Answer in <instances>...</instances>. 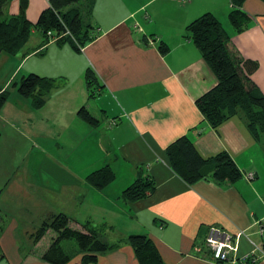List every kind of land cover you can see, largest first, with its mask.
<instances>
[{
	"label": "crops",
	"instance_id": "1",
	"mask_svg": "<svg viewBox=\"0 0 264 264\" xmlns=\"http://www.w3.org/2000/svg\"><path fill=\"white\" fill-rule=\"evenodd\" d=\"M48 6L49 0H29L28 19L36 22ZM230 9V0H95L91 22L98 34L80 50L55 40L40 48L42 38L35 31L25 47L29 54L0 55V70L7 69L0 89L9 91L0 110V143L13 139L20 150L35 148L55 164L54 172L37 174L36 199L28 194L34 191L30 186L21 188L22 173L0 187V194L14 187L20 191L12 193L10 207L0 199V264H51L42 259L45 250H36L46 234L28 248L19 235L33 209L40 224L65 213L74 228L83 229L87 221L112 226L104 235L109 243L146 234L165 264H216L205 245L211 226L233 235L244 232L239 257L252 253L255 245L264 247V147L239 117L214 128L196 106L217 78L186 27L207 12L229 33V49L258 63L249 78L264 93V1L244 2L250 22L242 32L230 23ZM18 12L19 0H10L5 13ZM161 43L167 52H161ZM88 68L101 86L93 98L85 80ZM29 73L60 82L41 108L16 88L15 94L9 90ZM84 105L98 124L79 117ZM184 135L205 158L228 152L243 177L235 183L200 179L188 184L166 153ZM105 166L115 179L98 189L87 177ZM249 171L255 172L253 180L245 175ZM140 175L152 178L156 189L143 199L124 201L122 191ZM258 255L254 264H264V256ZM81 256L68 264H78ZM92 264L139 263L131 245L123 242Z\"/></svg>",
	"mask_w": 264,
	"mask_h": 264
},
{
	"label": "trees",
	"instance_id": "2",
	"mask_svg": "<svg viewBox=\"0 0 264 264\" xmlns=\"http://www.w3.org/2000/svg\"><path fill=\"white\" fill-rule=\"evenodd\" d=\"M9 1L0 0V55L29 54L30 50H25V47L35 31L42 38L40 48L55 40L59 46L68 43L77 50L98 34L91 22L95 0H49V6L40 13L36 22H31L27 17L29 0H19V12L13 15L5 13ZM230 1L229 21L235 31L242 32L250 22V16L243 9L246 0ZM186 33L217 78V84L196 100V106L204 119L216 128L237 116L245 123L253 138L264 147V93L249 78L258 68V63L244 59L229 49V33L210 12L189 23ZM168 49L165 43H161L162 53ZM85 80L89 98L95 97L101 86L91 68L86 70ZM59 83L58 78L29 73L12 85L17 87L20 96L30 99L34 108H41L49 95L59 87ZM8 98L9 91L0 89V110ZM78 115L92 125L98 124V120L85 105L78 110ZM166 153L173 170L188 184L200 179L235 183L243 177V172L228 152L222 151L205 158L187 135L171 143ZM87 179L91 185L102 189L113 182L115 173L110 166H105L92 172ZM155 189L156 184L152 178L140 175L122 191L121 197L124 201H137L147 197ZM70 220L65 213L53 214L31 234L33 243L36 244L47 231L53 230L56 233L42 253V259L46 262L68 264L75 257L68 253L62 242L74 240L78 246L77 255H82L78 264L95 263L102 253L119 247L123 242L131 245L139 264H165L157 245L146 234H130L125 239L109 243L104 235L112 226H94L87 221L83 224V229H78L70 226ZM3 257L0 247V260ZM239 264L254 263L248 260Z\"/></svg>",
	"mask_w": 264,
	"mask_h": 264
},
{
	"label": "rangeland",
	"instance_id": "3",
	"mask_svg": "<svg viewBox=\"0 0 264 264\" xmlns=\"http://www.w3.org/2000/svg\"><path fill=\"white\" fill-rule=\"evenodd\" d=\"M6 73L7 69L0 70V85L2 84V82H4ZM14 88L17 89V87L11 85L9 87L10 92L15 90ZM15 92L17 91L15 90ZM15 92L12 93L15 94ZM4 141L5 140L1 141L0 143V154L2 156L6 154V157H2L3 159L0 160V187L2 188L3 183L8 181L10 179V176H12L13 174L16 175L18 173H22V176L25 177V181L23 179H20L21 188H24L26 185L30 186L34 191H31L28 194L32 198L36 199L35 185L37 181V174H39L40 172H54L52 168L54 169L55 164L50 162L53 158H51L49 161L46 159L47 157H41V155L43 154L38 152L35 148L32 149L30 147H26V150H20L19 145L17 147L14 146L15 142L13 139H6V144H4ZM57 151L63 152L64 150L62 148H58ZM16 191L20 192L19 190L15 189V187L12 188V191L10 193L9 191H7L6 194H4L3 190V193L0 194V199L3 198L4 201H7L8 206L10 207L11 203L14 202V198L11 197V195L12 193L18 194ZM33 205H35V203H33ZM38 208L42 209V207L39 205ZM32 211H34V209ZM32 211L29 212L27 217V220L29 219L28 224L22 226L21 231L19 232L22 243L27 248L31 247V244L33 243L30 235L34 233L40 225V221L37 219L35 212ZM82 211L85 212L84 209H82ZM31 213H33V215ZM70 226L75 227L73 223H70ZM55 236L56 233L53 230H49L42 238V240H40L37 244L36 250L42 251L47 249V247L52 242L53 237ZM62 245L67 249L69 254H72V256L76 257L75 255H77L78 246L74 240L63 241Z\"/></svg>",
	"mask_w": 264,
	"mask_h": 264
},
{
	"label": "built area",
	"instance_id": "4",
	"mask_svg": "<svg viewBox=\"0 0 264 264\" xmlns=\"http://www.w3.org/2000/svg\"><path fill=\"white\" fill-rule=\"evenodd\" d=\"M246 177L249 180L255 178V172H246ZM261 231L264 233V226ZM244 232H239L236 235L230 234L217 226H211L205 238V245L211 252V258L216 264H236L238 262L251 261L253 263L258 260V252L264 256V247L255 245L252 253L243 257L238 256L239 240Z\"/></svg>",
	"mask_w": 264,
	"mask_h": 264
}]
</instances>
